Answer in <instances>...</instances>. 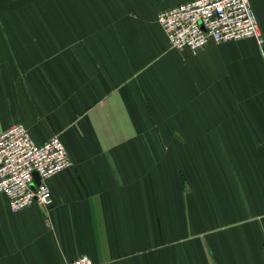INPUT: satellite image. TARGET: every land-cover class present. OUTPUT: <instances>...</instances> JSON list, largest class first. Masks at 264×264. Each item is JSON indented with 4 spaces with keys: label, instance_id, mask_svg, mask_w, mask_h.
<instances>
[{
    "label": "crops",
    "instance_id": "obj_1",
    "mask_svg": "<svg viewBox=\"0 0 264 264\" xmlns=\"http://www.w3.org/2000/svg\"><path fill=\"white\" fill-rule=\"evenodd\" d=\"M192 0H0V133L52 136V205L0 195V264H264L261 33L170 48Z\"/></svg>",
    "mask_w": 264,
    "mask_h": 264
},
{
    "label": "built area",
    "instance_id": "obj_2",
    "mask_svg": "<svg viewBox=\"0 0 264 264\" xmlns=\"http://www.w3.org/2000/svg\"><path fill=\"white\" fill-rule=\"evenodd\" d=\"M170 48L186 49L192 55L210 43L255 39L263 40L249 0H192L158 13ZM67 151L52 136L36 144L22 124H14L0 133V195L8 199L10 211L19 212L32 204L49 209L52 197L47 179L69 168ZM40 183L31 188L33 174ZM68 264H94L83 255Z\"/></svg>",
    "mask_w": 264,
    "mask_h": 264
},
{
    "label": "water",
    "instance_id": "obj_3",
    "mask_svg": "<svg viewBox=\"0 0 264 264\" xmlns=\"http://www.w3.org/2000/svg\"><path fill=\"white\" fill-rule=\"evenodd\" d=\"M262 52L264 54V46L262 47ZM40 180H39V176L37 175V173L33 174V184L31 185V188L34 189L35 186L39 185Z\"/></svg>",
    "mask_w": 264,
    "mask_h": 264
}]
</instances>
